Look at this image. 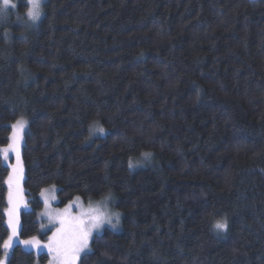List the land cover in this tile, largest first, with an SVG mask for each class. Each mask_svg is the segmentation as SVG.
<instances>
[{"label": "trees", "instance_id": "trees-1", "mask_svg": "<svg viewBox=\"0 0 264 264\" xmlns=\"http://www.w3.org/2000/svg\"><path fill=\"white\" fill-rule=\"evenodd\" d=\"M28 6L0 17V146L27 119L6 264L48 263L19 242L48 240L46 188L121 215L83 264H264V0H43L37 23ZM7 176L0 157V258Z\"/></svg>", "mask_w": 264, "mask_h": 264}, {"label": "snow or ice", "instance_id": "snow-or-ice-1", "mask_svg": "<svg viewBox=\"0 0 264 264\" xmlns=\"http://www.w3.org/2000/svg\"><path fill=\"white\" fill-rule=\"evenodd\" d=\"M28 5H33L34 7L29 10V17L35 19L36 17H41L39 9L41 8V0H27ZM10 6V0H2L0 4V17H5L8 14ZM12 8H15V4H11ZM20 17L18 16V19ZM27 121L23 118L18 119L14 124L11 125L12 129L19 128L24 130ZM98 131L104 133L102 127L90 128V135L92 132ZM16 133L12 134L10 139H14ZM15 145L10 143L6 149L3 151L6 153L8 150L13 149ZM142 156L148 158L151 153H142ZM133 162L131 158L129 159V168H132ZM12 177H9V184L11 186ZM44 191H41V195H44ZM12 194H9V200L11 202ZM79 199V197H77ZM98 206H93L91 202L89 203V208L81 212L78 216L71 217L70 219L63 216L60 217L61 227L57 228L53 235L49 237L51 243L44 245L50 252H55L56 264H83L84 257L89 255H94L90 246V238L93 236L94 232H99L104 224H113V216H116L117 223L119 221L118 213H110L107 207L108 198H105L103 202H97ZM67 211V208L65 209ZM13 211L8 210L9 219L7 221V227L9 234L6 239L3 240L2 247L8 250L13 247L14 242L19 239V221L13 218ZM42 227H44L42 225ZM213 230L217 231L218 234L227 232L229 228V222L226 217H221L215 220L212 224ZM20 243L25 246L32 245L35 248L41 247L40 241L37 240L35 236L28 240H20ZM101 256H107V253H101ZM0 264H3L0 261ZM97 264H103L102 261H98Z\"/></svg>", "mask_w": 264, "mask_h": 264}, {"label": "rangeland", "instance_id": "rangeland-1", "mask_svg": "<svg viewBox=\"0 0 264 264\" xmlns=\"http://www.w3.org/2000/svg\"><path fill=\"white\" fill-rule=\"evenodd\" d=\"M43 0H41L42 2ZM1 4H2V0H0ZM11 4H15L16 5V0H10V6L9 9H11L12 11L16 10L15 8L11 7ZM42 16V15H41ZM40 19V18H39ZM39 19L37 22H39ZM35 22V23H37ZM23 118L25 121H27V119L25 117H21ZM19 118V119H21ZM18 120V119H17ZM16 120V121H17ZM16 121H14L12 124H14ZM27 130V124L25 126L24 130H20L19 128L17 129H12L10 131V135L9 138L12 137L13 132L15 131L16 135L14 137V139H9V142L4 145V146H0V157H1V161H3V164L8 168V176L5 179V183H6V194H7V199H6V226H7V221L9 219L8 216V210H12L13 211V218L19 221L20 224V212L22 210L25 209L26 207V195L24 193V189H23V178H24V166H23V160H22V144L24 142V134ZM13 143L15 145V147L13 149L8 150L6 153L3 151L4 149L7 148V146ZM12 177L11 180V186L9 184V177ZM52 188V187H51ZM54 188V187H53ZM12 194V199L11 202L9 200V194ZM42 201L44 203V208L40 213V219L42 220H46L45 223V227L47 228H53L52 232L50 233L49 237H51L53 235V232L56 231L57 228L61 227L60 224V217L63 216L65 218L70 219L71 217H75L78 216L81 212L87 210L89 208V203L83 202L81 199H73L71 201H69V204H67L66 206L62 207V208H54L53 205L55 204L54 201H56L55 196L53 197V192L51 191L50 188H46L44 191V195L42 196ZM108 198V210L110 213H118L119 214V221L117 223L116 220V216H113V224H115V227L112 226V224H104L102 226V228L99 230V232L103 229V227L105 226H109L111 229L113 230H118L120 227V213L118 211L115 210V208L112 207L113 205V200H111V197H107ZM105 199H103L101 202H103ZM91 204L93 206H98V203H92ZM67 208V211H65V209ZM20 229V228H19ZM19 231V230H18ZM99 232H94L93 235L95 233H99ZM49 237L47 241H40V245L41 247L39 248H35L32 245H28V246H23V248L25 249H32L35 253H41V252H46L49 258V261L47 264H56L55 261V252H50L49 249L47 247H44V245L51 243V241H49ZM92 238V237H91ZM90 238V239H91ZM3 254L2 257L0 258V261L3 262V264H6L7 258L9 257L10 251L11 249L5 250L3 247ZM79 263V261L77 262V264Z\"/></svg>", "mask_w": 264, "mask_h": 264}, {"label": "clouds", "instance_id": "clouds-1", "mask_svg": "<svg viewBox=\"0 0 264 264\" xmlns=\"http://www.w3.org/2000/svg\"><path fill=\"white\" fill-rule=\"evenodd\" d=\"M33 7H34L33 5H29V6L25 9V15L27 16V18H28L29 20H31L33 23H35V22L38 21L39 17H36L35 19H33V18H30L29 15H28L29 10H30L31 8H33ZM39 11H40V13L42 14V9H41V8L39 9Z\"/></svg>", "mask_w": 264, "mask_h": 264}]
</instances>
